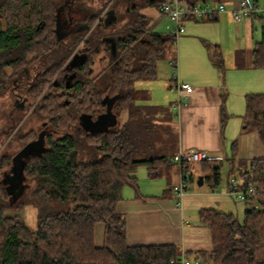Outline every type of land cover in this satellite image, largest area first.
I'll return each instance as SVG.
<instances>
[{"label":"trees","instance_id":"16d2710c","mask_svg":"<svg viewBox=\"0 0 264 264\" xmlns=\"http://www.w3.org/2000/svg\"><path fill=\"white\" fill-rule=\"evenodd\" d=\"M167 1L0 0V99L9 100L3 104L5 139L22 123L8 143L16 140L19 149L0 153V264L179 262L175 245H129L125 218L117 210L125 187L138 192L140 168L156 179L178 165L175 139L173 149L160 147L155 154L158 132L133 110L146 107L164 115L161 107L137 105L147 93L135 86L158 78L159 62L174 44L142 13L159 11ZM181 1L192 7L227 0ZM259 18L262 38L252 50V67L264 69V17ZM104 51L108 65L94 76L95 60ZM214 51L211 59L222 68L220 50ZM242 60L238 53L239 68ZM127 109L134 120L118 126L115 118ZM28 110L42 122L39 132L23 133ZM243 118L246 130L256 131L264 143V94L246 96ZM226 119L224 113L223 124ZM229 161L240 188L253 186L256 193L244 201L249 207L242 221L233 213L200 210L211 249L187 251L185 257L198 264H264V158ZM215 163L201 162L213 189L221 183ZM183 170L190 171V164ZM30 207L38 210L35 229L18 214ZM98 224L104 225L102 245L95 241Z\"/></svg>","mask_w":264,"mask_h":264},{"label":"crops","instance_id":"0c3cea01","mask_svg":"<svg viewBox=\"0 0 264 264\" xmlns=\"http://www.w3.org/2000/svg\"><path fill=\"white\" fill-rule=\"evenodd\" d=\"M253 1V0H252ZM261 8H264V0H254ZM240 1H232V5L228 6L231 9L239 7ZM157 12L151 14L149 8L142 10V13L153 19L156 26L157 22L163 16ZM228 12V11H227ZM261 13L257 15L241 19L244 20L241 28H245V33L254 31V19L261 21ZM165 18V17H164ZM195 20V19H186ZM232 21L229 13L224 12L218 14L213 20L204 22H223ZM197 22V20H195ZM237 21V20H236ZM238 22H241L238 20ZM197 28V27H196ZM199 29V28H198ZM249 30V31H247ZM252 34V33H251ZM211 36H202L201 39L205 48H200V54L204 64H212L214 68L217 66L212 61L211 48L220 50L223 64L225 59L220 47V43L213 44ZM189 38L185 37L184 40ZM212 44H207V42ZM259 42V41H258ZM211 46V47H209ZM255 46V45H254ZM254 46L250 45L249 49H236L233 52L234 65L239 70L260 71L264 69H255L252 67V50ZM245 50V51H244ZM244 51V52H243ZM238 53L242 55L243 66L238 67ZM178 59L179 56L177 55ZM226 60L228 56L225 57ZM220 70V69H219ZM261 72V71H260ZM255 82L264 84V76H257ZM226 75L221 71L217 75L208 72L204 83L192 84L187 78H180V83L194 85L191 93L179 92L178 108V140L174 148V155L178 152H189L193 150H205L208 152L209 159L219 160L222 157H228L227 150L230 139L226 137V125L229 123L231 115H228L225 124H223V115L226 110L229 92L226 89ZM205 79V78H204ZM154 81V80H153ZM152 81V82H153ZM144 82V81H142ZM173 87V86H170ZM138 88L147 91L150 97L145 100L147 104L161 107L153 104L152 95L157 99V94L154 93V86L148 83H140ZM151 91V92H150ZM182 98L185 103H182ZM171 123V122H167ZM244 124V119H243ZM237 146V148H236ZM236 148V152H235ZM233 153L238 159H260L264 158V143L256 131L246 130V126L242 128L237 141L233 142ZM140 168L136 177L138 180V192L132 187H125L123 191V199L118 202L117 210L126 221L127 242L131 246H148V245H175L180 249V253L185 256L187 251H199L211 249V236L207 228L200 220V210L208 208L205 206L206 201L201 198L203 195L195 192V201L191 204L190 212L192 215L186 214L184 198L189 192H186L182 199V204L178 205L176 200L177 195L172 191V187L177 186L181 181L182 169L179 165L167 167L159 178L152 179L145 169V173H141ZM190 174V171H188ZM143 180V182H141ZM192 180V177H191ZM174 183V184H173ZM174 185V186H173ZM145 190V191H143ZM201 195V196H200ZM190 204V199L186 203ZM218 205V204H217ZM189 208V207H188ZM194 208V209H193ZM191 218V220L189 219ZM95 241L98 245H102L104 241V225L98 224L95 231ZM194 259L193 256L188 258Z\"/></svg>","mask_w":264,"mask_h":264},{"label":"rangeland","instance_id":"374dc122","mask_svg":"<svg viewBox=\"0 0 264 264\" xmlns=\"http://www.w3.org/2000/svg\"><path fill=\"white\" fill-rule=\"evenodd\" d=\"M232 1L234 2L235 0H227L224 2L228 9V12L226 13L230 14L232 21L227 20V22H223L222 24H220L213 21L204 22L206 21V19H200L197 20V22L195 20H187V22H185L184 24L186 30L185 34L178 38L177 45H174L173 43L169 45L165 58L159 62L158 78L153 82L144 81L138 82L136 84V89L141 92L145 90L138 88V85H140V83H148L154 86V93L157 94V99L153 94L152 101L149 102H153V104L162 106L163 108H160V112L164 115L155 114L146 107L136 108L135 106L133 107V110H138L135 118L140 117L141 119H143L145 121V125H150L151 123V125L153 126V130L158 132L159 140L157 142L153 141L155 154H158L157 150H159L160 147L162 148L166 146L168 149H173L172 142L175 139L177 144V140L179 137L177 128V125L179 123V111L177 108V104H179V93L176 88V84L178 81H176L177 79L173 67L169 64L170 60L176 59L177 55L179 56V76L180 78H187L192 84H196L197 82H199L200 84L204 83L208 72H211L214 75H217V72L219 73L220 71L222 73L224 72V74L226 75V89L229 92L225 112L227 111V117L228 115H231V117L228 121L229 123H227L226 125L225 132L227 139H230L227 150L228 157H222V159L217 160V163H215L218 167H220L221 170V183L216 189H213L210 186L209 182L205 179V177L210 175V172L205 173L203 171L201 162L190 164V175L192 177V180L190 179L186 186V190L187 192H189V196L187 195L184 198V206L186 208V214H189V216L192 215V213L190 212V210L192 209L191 204H193L192 202L195 201V194L197 192L203 195L201 198L206 201L205 206H210L204 209H213L218 212L220 211L225 213H233L240 221H242L244 219L245 210L249 207V205L244 201L232 198L228 195L231 178H236L232 170V163L229 160L234 157V162L236 165H238L239 160H251L238 159L237 155L233 153L232 146L233 142L237 141V138L242 132V128L245 126V124H243V117L246 112V96L249 94H264V84L260 85L259 83L257 84L255 82V80L258 78V75L264 76V70H260V72L257 70L249 71L236 69L232 58L233 52L236 49H249L250 45L254 46L258 41L261 40L262 23L261 21L254 19V31L251 32L252 34L245 33V28H241V24H243V22L245 21H236L231 13L233 9H231L229 6L232 5ZM216 6H218V2L212 4V8H215ZM149 9L151 11V14L157 12L155 8ZM262 9L264 10V8ZM223 13L224 12H221L220 14ZM167 23V19L163 17L157 22L154 30L158 33L168 34L169 31L166 28ZM202 36H211L212 38L210 39L213 40V44L220 43V47L225 59V63L222 64V68H214L212 64H208L207 62L206 64H204V62L202 61L201 57L199 56L200 48H205L204 43L201 39ZM185 37L189 39L184 40ZM209 43L212 44L208 41L207 44ZM211 51L214 52V48H211ZM226 56H228L227 60L225 58ZM230 56H232V58ZM108 62L109 55L104 51L95 60L93 66L94 76L104 71L108 65ZM191 86L194 87V85ZM145 92L147 93V100L150 97V94L147 91ZM5 102L9 103L8 97L0 99V153L5 149L9 153H14L19 149L21 144L16 140H13L11 142V146H8V143L22 123L19 124L18 128L12 133L9 138L5 139L6 137L2 135L3 131L8 128L6 126V116H4L5 109L3 108V104H5ZM147 103L148 102L146 101H142V99L136 101V104L140 106L148 105ZM182 103H185V100H183V98ZM30 113L31 111L28 110L23 118V120H25V124L24 126H22L23 133H29L30 130L39 132V130H41L42 128V122L39 119L32 117ZM146 115L149 116L147 119H145ZM133 118L134 117L131 116L130 110L127 109L122 111L121 114L115 118L114 123H116L118 126H122L130 121H133ZM98 128V126H93L91 130H95ZM162 139L166 141L165 145ZM167 153L169 154L168 151ZM140 172L144 174L145 168H142ZM200 178L204 179L203 184L199 183ZM237 180H239V178ZM141 182H143V180H141ZM172 191L174 192V187H172ZM194 192L195 194H193ZM188 198L190 199V204L188 202L186 203ZM176 200L178 201V197L176 198ZM16 213V211H9V214L11 215ZM18 214L24 216L26 224L30 228L35 229L37 227V209L30 207L25 209L24 212H18ZM189 219L191 220L190 217Z\"/></svg>","mask_w":264,"mask_h":264},{"label":"built area","instance_id":"2783aa9c","mask_svg":"<svg viewBox=\"0 0 264 264\" xmlns=\"http://www.w3.org/2000/svg\"><path fill=\"white\" fill-rule=\"evenodd\" d=\"M215 2H207L205 4L199 3L192 7H188L181 0H168L159 8V13L167 19V30L169 35L173 37L174 45L178 44V38L185 34L186 30L184 27V21L186 19L195 20H208L210 18L216 17L221 12H227V6L223 2H218V6L212 8V4ZM235 20L245 19L255 14L261 13L264 15V10L252 0H241L239 7L231 11ZM178 57L176 59L170 60L169 64L173 67L176 76V88L179 92L191 93L193 87L186 83L179 82V63ZM206 159H209L208 152L205 150H193L189 152H178L174 156V162L177 163L181 169V181L180 184L174 187V192L178 197V205L182 204V199L186 194V186L191 175L188 171L183 170L186 164L200 163ZM256 193V188L250 186L247 190L241 189L239 182L236 178H231L229 184L228 195L232 198L245 201ZM178 261L172 260L171 264H176ZM180 264H198V262H192L188 260L184 255L180 257Z\"/></svg>","mask_w":264,"mask_h":264},{"label":"water","instance_id":"95a60500","mask_svg":"<svg viewBox=\"0 0 264 264\" xmlns=\"http://www.w3.org/2000/svg\"><path fill=\"white\" fill-rule=\"evenodd\" d=\"M84 127L86 128V125H84ZM203 182H204V179H203V178H200L199 183H200V184H203Z\"/></svg>","mask_w":264,"mask_h":264},{"label":"flooded vegetation","instance_id":"af4514ba","mask_svg":"<svg viewBox=\"0 0 264 264\" xmlns=\"http://www.w3.org/2000/svg\"><path fill=\"white\" fill-rule=\"evenodd\" d=\"M75 77H76V76H75ZM75 77H74V78H75ZM74 78H73V79H74Z\"/></svg>","mask_w":264,"mask_h":264}]
</instances>
